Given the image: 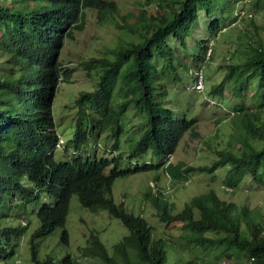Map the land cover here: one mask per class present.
Returning a JSON list of instances; mask_svg holds the SVG:
<instances>
[{
	"label": "trees",
	"instance_id": "obj_1",
	"mask_svg": "<svg viewBox=\"0 0 264 264\" xmlns=\"http://www.w3.org/2000/svg\"><path fill=\"white\" fill-rule=\"evenodd\" d=\"M164 2L157 1L154 14L140 9L131 22L128 19L134 13L123 14L116 0H0V207L11 204L14 197H18L15 203L24 197L25 204L40 202L35 209L39 225L29 238L34 264H53L49 254L39 256L37 241L57 227H61V242L68 244L64 224L73 193L85 207L107 210L128 229L111 249L90 231L86 244L79 247L88 260L84 264H172L170 259L183 264H216L210 252L226 259L244 256L247 264H264V217L256 220L247 204L238 206L213 188L192 196L177 212L159 191L154 196L147 194L160 221H179L186 231L178 244L187 250V259L174 257L168 251V240L154 236L143 215L113 199L111 185L116 177L156 167L152 162L121 167L118 156L107 158L97 152L106 142L114 146L119 143L124 132L121 116L130 103L148 116V127L132 148L134 154L151 150L162 161L174 152L183 133L194 129L195 118L177 117L164 105L158 63L176 69L169 37L185 44L198 9L210 14L213 0H168L166 10ZM90 8L103 11L118 29L137 38L127 41L119 37L113 46L82 59V68L88 75L94 72L97 82L92 89L78 91L74 131L63 142L55 127L52 103L59 83L71 80L73 68L59 55L65 38L83 29V17ZM220 23L217 16L209 21L211 34L220 29ZM207 46L204 39L200 41L193 67L203 66ZM232 69L246 74L238 86H233V97H244L251 82L261 97L252 104L237 102L231 107L232 114L217 119L221 122L231 115L229 123L235 128L230 135L235 139L215 148L216 157L209 163L193 166L180 161L167 168L171 176L184 177L183 172L214 173L219 166H227V185L236 187L249 176L264 188V41L249 43L244 57ZM222 86L223 82L212 85L211 91L224 98ZM57 148L68 157L56 160ZM27 224L0 225V260L5 264L16 254L15 246ZM60 263L76 264V260L65 253Z\"/></svg>",
	"mask_w": 264,
	"mask_h": 264
},
{
	"label": "rangeland",
	"instance_id": "obj_2",
	"mask_svg": "<svg viewBox=\"0 0 264 264\" xmlns=\"http://www.w3.org/2000/svg\"><path fill=\"white\" fill-rule=\"evenodd\" d=\"M116 1L121 6L123 14L128 11L134 13L128 19L133 22L142 8L146 10L147 15L154 14L158 0ZM163 2L164 9H168V0H163ZM216 16L221 18L220 29L215 34H211L209 21L214 20ZM83 19L85 21L83 29L76 31L72 38H65L59 55V59L64 64L73 68L71 80L59 83L52 103L55 127L63 142L68 141L74 131V99L78 91L92 89L97 82L94 72L88 75L82 68L80 64L82 59L99 54L101 48L107 49L109 46H113L119 37L127 41L137 38L136 34L128 33L123 28L118 29L111 18L106 17L103 11H98L95 8L87 9ZM190 32L186 37L185 44L172 36L169 37V42L175 50L176 69L162 66L160 63H158V68L162 78L161 83L164 84V105L171 108L177 117L186 116L196 119L195 130L192 132L188 130L184 133L174 153L168 159L171 160V163L182 161L197 165L209 163L211 157L212 159L216 157L215 148L221 147L225 142L227 145L228 139H235V136L230 135L232 129L235 128L229 123L231 115L221 122H217V119L226 113L230 114L233 110L231 107L237 102L246 101L252 104L261 99L260 95L254 92V82H251L244 97H238V99L233 97V86H238L245 79L246 74L238 69H232V66L242 60L245 48L249 47V43L264 41V0H213L210 14H207L204 8L198 9V17ZM203 39L207 45L213 43V48L210 58L203 61L205 85L199 91L192 88L193 79L190 70L196 64L193 61V55L198 51L200 41ZM227 73V77H224ZM175 75L177 77H174ZM219 82H223L224 98L211 91L212 85ZM114 92L113 104L117 101L116 91ZM219 101H221V105L218 104ZM262 115L264 116V109ZM147 120V112L138 110L133 103H130L123 112L121 124L124 132L120 136L116 148L117 153L120 154V160L124 163L122 166H126V152L132 150L139 136L147 129ZM103 134L100 138L103 137ZM109 150L107 148L106 155L111 157L114 153ZM97 152L100 155L105 154L101 147L97 149ZM54 157L56 160H63L68 155L57 148ZM130 159L132 161L128 160L127 163L131 165L139 161L153 163L158 161L157 155H154L151 150L141 154L140 157L136 155ZM226 170L227 166H219L214 173L195 170L186 174L185 178H172L175 181L170 183L171 190L165 195L174 204L173 211H179L192 196L213 188L220 197L233 200L238 206L247 204L251 215L256 220L264 217V188L254 183L249 176H244L234 187L233 192H228L222 187V184L227 185L225 182ZM105 171L108 173L109 169L106 167ZM165 175L161 165L118 176L112 184L113 199L116 203H122L135 214L143 215L152 225L154 236H163L168 240V251L175 254L174 257L182 256V259H187L189 256L186 253L187 250L181 249L183 246L178 244L181 240L180 235L187 234L181 228V223L172 221L170 224H165L160 221L155 214L153 204L147 197L148 193L152 196L151 185L156 176H158V184L161 187L166 186ZM213 175L215 176L213 177ZM17 198H12L11 204L0 207V225L28 223L15 246L16 254L8 257L7 261L9 264H14L13 259L19 258L20 262L17 264H34L31 259L29 238L39 225L35 209L40 202L25 204L24 197L15 203ZM64 226L69 236L68 244H64L60 240L61 227H57L37 241L39 256L44 257L49 254L54 260L53 264H61L60 259L65 253H69L76 260V264L86 263L87 259L81 255L79 247L86 244L90 231L97 233L109 249H111L112 243L128 233L127 227L117 217L110 215L105 209L91 210L85 207L79 201L76 193L70 197ZM173 254L170 256L173 257ZM209 256L216 261V264H247L244 256L233 255L226 259L222 255H215L214 252H210ZM170 262L183 264L179 260L174 262L173 259H170ZM0 264H5V261L0 260Z\"/></svg>",
	"mask_w": 264,
	"mask_h": 264
},
{
	"label": "clouds",
	"instance_id": "obj_3",
	"mask_svg": "<svg viewBox=\"0 0 264 264\" xmlns=\"http://www.w3.org/2000/svg\"><path fill=\"white\" fill-rule=\"evenodd\" d=\"M209 44L210 43H208V46H209ZM213 45V43H211V46ZM207 46V47H208ZM213 48V47H212ZM207 49V48H206ZM212 52V51H211ZM210 56H211V53L209 54V56L208 57H206V52H205V59H209L210 58ZM203 70H204V65H203ZM193 85V84H192ZM204 85H205V74H204ZM192 88H194L193 86H192ZM203 88H204V86H203ZM202 88V89H203ZM195 90H198V89H196V88H194ZM202 89H200L199 91H201ZM233 113V111L230 113V114H232ZM196 122V121H195ZM195 122H194V129H191V128H189L188 130H191L190 132H192V131H194L195 130ZM187 130V131H188ZM186 132V131H185ZM184 132V133H185ZM184 133H183V135H184ZM182 135V136H183ZM181 136V137H182ZM181 139V138H180ZM180 141V140H179ZM179 143V142H178ZM108 144V145H107ZM119 144V143H118ZM118 144L117 145H112V142H106V145L105 146H102V145H100V146H102L101 147V150H103V151H105V154L104 155H102V156H105V157H107V158H111V157H113V156H118V158L120 159V154H118L117 153V151H116V148L118 147ZM104 147V148H103ZM106 147V148H105ZM177 147V146H176ZM107 148H109L110 150H109V152H113L114 154L110 157V156H107L106 155V151H107ZM175 151V150H174ZM123 152L121 151V154H122ZM172 153H174V152H172ZM172 153H170V154H168V155H166L164 158H163V160L162 161H159L158 159V161L156 162V163H154L155 165H156V167H160L161 165H162V167H163V169H164V172L166 173V175H165V177H166V180H167V184H166V186L165 187H161L159 184H158V176H156L155 178H154V180H152V185H151V187H152V196H154L156 193H157V191H159L162 195H163V197H166V195L165 194H167V192L168 191H170L171 190V186H170V183L171 182H173V181H175V180H172V178H178V176H171L170 175V173H169V171H168V166L171 164V165H174V164H176V163H171V160H169L168 159V157L170 156V155H172ZM137 154H134L133 153V151L131 150L130 152L128 151V152H126V155H125V157H126V162H125V164H126V166H133V165H131V164H129V163H127V161L128 160H131L130 158L131 157H135ZM130 156V157H129ZM129 157V158H128ZM138 157H140V155H138ZM138 160V159H137ZM132 161V160H131ZM143 162H149V161H139V162H135L134 163V165L135 164H137V163H143ZM180 162V161H179ZM153 163V162H152ZM178 163V162H177ZM112 164L113 163H110L108 166H107V168L110 170V168H111V166H112ZM122 164H124L123 162H122V160H120V166L121 167H126V166H122ZM185 164H187V163H185ZM187 165H191V164H187ZM197 165H200V164H197ZM197 165H193V166H197ZM106 169V168H105ZM104 169V170H105ZM193 171H195V170H193ZM106 172V171H105ZM135 173V172H134ZM189 172H183V174L184 175H186V174H188ZM131 174V173H130ZM124 176V175H123ZM179 178H185V176L184 177H179ZM114 182V181H113ZM113 184V183H112ZM170 186V187H169ZM222 187L226 190V191H228V192H233V190H234V187L233 186H230V185H223L222 184ZM111 189H112V185H111ZM147 197L149 198V195H147ZM167 198V197H166ZM150 199V198H149ZM168 199V198H167ZM169 200V199H168ZM151 201V200H150ZM170 201V200H169ZM87 259V258H86ZM16 261H17V263H19L20 262V259L19 258H17L16 259ZM88 261V260H87Z\"/></svg>",
	"mask_w": 264,
	"mask_h": 264
},
{
	"label": "built area",
	"instance_id": "obj_4",
	"mask_svg": "<svg viewBox=\"0 0 264 264\" xmlns=\"http://www.w3.org/2000/svg\"><path fill=\"white\" fill-rule=\"evenodd\" d=\"M212 51V46L211 44H209V46L206 49V57L209 56V54ZM191 74L194 77L193 80V87L200 90L203 88L204 86V70H203V66L200 67H194L190 70Z\"/></svg>",
	"mask_w": 264,
	"mask_h": 264
}]
</instances>
